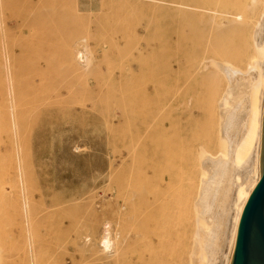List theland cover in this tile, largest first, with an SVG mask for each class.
<instances>
[{
    "label": "rangeland",
    "instance_id": "obj_1",
    "mask_svg": "<svg viewBox=\"0 0 264 264\" xmlns=\"http://www.w3.org/2000/svg\"><path fill=\"white\" fill-rule=\"evenodd\" d=\"M169 1L0 0V264H191L193 250L200 245L197 234L216 231L218 220H211L208 227L209 221H201L198 214L199 183L202 185L209 178L203 162L210 157L204 156L205 159L199 161H203L201 166L195 164L191 199L182 205L184 151L181 139L185 128L193 125L194 118L181 123V117L172 116L173 104L180 103L183 107L189 94V98H198L199 85L204 82H198L197 75L182 77L169 72V65L177 64L170 61L167 47L162 59L159 47L156 56V66L162 63V68L167 69L155 70L151 65L155 66L157 40L153 36L143 40L152 30L155 32L154 26H180L184 18H188L189 25L195 28L210 18L176 13L167 4ZM229 3L235 7L239 1L230 0ZM139 8L147 9V14L153 13L150 14L152 18L155 13L154 22L150 16L148 18L150 27L145 19L147 14L145 11V15L140 14ZM260 8L261 4H257L252 11L254 14L247 11L253 16L247 28H251ZM137 13L138 19L142 18L136 17L138 23L134 16ZM142 20H147V24H142ZM207 24L214 26L211 22ZM248 32L243 45L249 42ZM125 33L130 35L128 46L134 47L130 48V74L134 76L135 72L138 78L139 58L143 61L140 63V68L144 67L142 71L147 67L155 70L150 74L144 71L147 77L142 75L146 79L143 83L138 79L140 84H135L136 76L135 80L132 75H129L130 81L123 79V62L117 52L123 49ZM237 33V29H232L229 40L234 43V52L238 53L241 45ZM104 34L120 45L119 51L114 42L107 46L112 41L108 44L109 37L105 39ZM79 50L87 61L92 58L90 63L84 58H76L77 63H73L72 52L76 55ZM105 53L112 56L114 62L104 59ZM119 61L122 65L117 64ZM83 68L86 71L80 73ZM71 72L73 75L69 74ZM217 72L229 77L222 68ZM245 72L247 74V71H239L244 75ZM152 74L156 78V90ZM147 79H152V84ZM121 82L127 83L126 90H131L129 83L135 86L131 90L135 93L129 97L131 104L123 109L119 110L120 104L114 102L118 110L113 106L114 113L108 119L100 109L102 100L106 91L121 89ZM217 83L218 94L225 98L230 91L227 79H219ZM187 89L191 91L189 94ZM69 91L74 96L69 95ZM221 92H225L224 97ZM76 94L79 98H75ZM220 96L219 102L222 101ZM243 96H232L224 108L235 106ZM68 98L73 103L79 99V103L71 102L70 105ZM63 102L68 104L64 106ZM242 103L240 113L244 112ZM191 105L190 102L188 106ZM168 117L171 118L168 120ZM212 119L208 123L210 136L214 135L216 144L212 157L225 160L223 143L215 137L216 125ZM153 155L157 157L153 163L155 167L149 166ZM230 192L226 199V195H222L218 209L222 217L233 222L235 204L233 208ZM102 233L107 234L105 238H110L113 245L110 252L101 246ZM202 246L206 252V243ZM198 247L197 252L200 251ZM206 261L207 257L199 264Z\"/></svg>",
    "mask_w": 264,
    "mask_h": 264
},
{
    "label": "bare ground",
    "instance_id": "obj_2",
    "mask_svg": "<svg viewBox=\"0 0 264 264\" xmlns=\"http://www.w3.org/2000/svg\"><path fill=\"white\" fill-rule=\"evenodd\" d=\"M238 1H239L238 5L234 7V6H232V3H229L230 0H226V2L224 0H171L167 4H169L170 7L173 10H175L176 13L177 12L181 13L184 16L190 15V14H197V16L201 17V18H204L207 16L210 18V20H208V22H211V24L214 23V26L207 24L208 22H205L204 25L193 28L192 26L189 25V23H190L189 19L184 18V22L182 25L169 27V28H164V27L155 28V26H154L155 23H154V25H153L154 27H152V29L153 28L156 29L154 32L156 36L153 33L154 30H152V32L149 31V30H151V28L148 29V31L151 32V33H148L150 35L144 36L145 32H144V34H142L144 36V37L142 36L143 40L146 39L145 37H147L148 38L147 40H149V38H152V36L154 37V39L157 40V43H156L155 48H154L155 66L151 65V67H153V68L155 67V70H157L158 68L162 69L160 71H164L167 69V68H164V69L162 68V63H161V65H159V67L156 66V56H157L158 47H159V51H160V57H161L160 59H162V55L165 52V50H167L166 49V47H167L169 50L170 57H169V55H168V57H169L170 61L171 62L174 61L177 64V66H175V65L173 66L172 64H170L169 67H170L171 71H169V72L176 73L177 75H180L182 77L183 76L192 77V75H197L198 82H202V81L204 82V85H201V86L199 85V92H198L199 97L198 98H194V99L189 98V97H191L189 94L191 92L190 91L191 88H190L189 91L187 89V92L189 95L188 96L185 95V96H187V99L189 98L188 99L189 101L187 99L186 100L184 99L185 105L183 107L180 105V103L173 104L172 116L173 117L174 116L181 117L180 119L178 118L181 123L182 122L187 123L188 118H194L193 125L189 126V129L185 128V133L183 134L182 139H181L182 149L184 151V157H183L184 178H183V183H182V187H183V201H182L183 204L182 205H184L189 199H191V195H190L191 194V188L193 186L194 179H195V172H194L195 164L196 165L199 164L201 166L202 165L201 163L203 161L201 163H199V161L201 159H205L204 156L210 157V158L204 160V162H203V164L206 166V167L203 166V168L206 169L207 174L209 173V178H207V180H206V182H204V184L202 183V185H200V183H199L200 190H198V191L201 192V196L199 198L200 200H198V201L200 202V204H199V206L197 204L196 205L199 208L198 214L200 213V216H201L200 219L202 218L201 221L202 220L203 221H205V220L209 221L208 227L211 225V220H214V219L218 220L221 224H222V222H224V223L222 224V226H220V223L218 225H217V223H215L217 229L214 232L209 233V232H205V231L204 232L200 231L201 233L199 235L197 234V238L199 239V242H200V245H198L199 247L198 246L197 247L201 252L200 251L197 252V247H196V250L193 248L194 250H193V254L191 256V259H192L191 264H199V261L201 263V260L205 259V257L208 258V262L206 261L203 264H226L228 251H229V248H230V245H231L234 233H235L239 214L241 212V209L243 207V204L246 200V197H247L249 191L254 186V184L258 181L257 148H258V141H259L261 100H262V94H263V89H264V0H238ZM158 2H160V1H158ZM99 3H100V1H99ZM133 3L134 2H131V4H133ZM161 3H163V2H161ZM127 4H129V2H127ZM257 4H261L259 15L256 18V20L254 22H252L251 28H249V27L247 28L246 26L249 25V22L252 19L251 17H253L252 15L250 16L248 14V12L251 11V14H254V12L252 13V11H253L255 5H257ZM100 5H102V2ZM153 5L154 4H152V6ZM130 6H133V5H130ZM142 6H143V4H142ZM100 7H102V6H100ZM140 8L138 10V11H141L140 14L145 15V14H143V12L145 11L144 13H146L147 9L142 11V9H145V8L143 7L141 10H140ZM108 10H106V11H108ZM197 11H199V12H197ZM125 12H127V10ZM103 13H104V11H103ZM108 14H109V12H108ZM131 14L133 15L132 10H131ZM150 14H153V13L150 12ZM150 14H147L148 17L146 16L145 19H148V18L150 19V17H151L152 22H154V20L156 19V17L154 16L155 13L153 15V17L155 19L152 18V15H150ZM88 15H90V14L88 13ZM109 15H111V13ZM138 15H139V13L134 15L135 19H136V17H137V19L139 18ZM107 16L108 15L106 12V17ZM110 17H113V16L111 15ZM129 17H131V16H129ZM78 18L79 17H77V19ZM137 19H136V21H137ZM141 19L142 18L140 17V19H138V20H141ZM149 19H148V21H149ZM79 20H81V19H79ZM107 20H110V18ZM133 20H134V18H133ZM84 21H85V19H84ZM86 21H88V20H86ZM90 21H91V19H90ZM136 21H135V24H136ZM148 21L147 20L143 21L142 24H147L146 22H148ZM150 21L148 22V24L150 23ZM131 22H134V21H131ZM152 22H151V24H153ZM137 23H138V21H137ZM82 24L84 25V23H82ZM86 24H88V23H86ZM91 24L92 23H90V25ZM139 24H141V23L139 22ZM138 25H136V26H138ZM79 26H81V25H79ZM86 26L88 27V25H86ZM86 26L84 25V27H86ZM130 26H132L131 23H130ZM141 27H144V26H141ZM148 27H150V24ZM232 29L238 30V33H237L238 34V40H239L238 44L241 45V48H240V50H238L239 51L238 53L234 52V43H232V41L229 40L230 32ZM102 31H104V30H102ZM126 31L130 32V30H126ZM80 32H82V31H80ZM136 32L134 33V35H137ZM247 32L249 33V35H248L249 42H247L245 45H243L244 35ZM250 32H251V34H250ZM96 33H98V32H96ZM146 34H147V31H146ZM106 35L104 36V38L106 37ZM149 36H151V37H149ZM108 37L109 36H107L105 39H107ZM129 37H130V35L128 33L124 34L123 49L121 48L122 51L119 52V53H121L120 55L117 52L118 57L121 58L120 60H121V62H123V65L121 64L120 61L117 64L123 66L122 68L124 69V76H123L124 80H126V79L129 80V75H132V74H130V73H132V69L130 70V68H128V66L131 65L129 63L130 58H131V54H130L131 46H128L129 44H127V43H129V41L127 40ZM136 37H138V35L135 36V38ZM110 38L111 37L108 38L109 39L108 42L106 41L108 44H109V41H112V39L110 40ZM133 38H134V36H133ZM139 38H141V37H139ZM125 40H127L128 42ZM129 40H130V38H129ZM153 40H152V43H153ZM156 40H154V41H156ZM164 40L168 41V43H166ZM113 42L114 41L110 42L111 44H109L107 46L108 47L112 46L115 43V42L114 43ZM130 43H131V41H130ZM142 43L144 44V42H142ZM116 44H117V46H115ZM136 44H137L136 47H138V41L136 42ZM98 45H99V43H98ZM103 46H105V45H103ZM114 47H116V49L117 48L119 49L120 45H118V43H115ZM141 47H142V45H141ZM84 48L85 47H83V49ZM133 48L134 47H132L131 49H133ZM89 49L90 48H87V50H88L87 52L91 53V51ZM111 49H113V48H111ZM135 49H137V48H135ZM109 50H110V48H109ZM105 52L107 53V51H105ZM90 56H89V58H90ZM232 57H233V59H232ZM76 58L77 59L78 58L79 59L84 58V60L86 59L85 62H89V63L92 60V58H91V60L88 58L90 61H87V58L83 54L82 50L77 51L76 55L72 52L73 63H77L75 60ZM103 58L108 60V62L109 61L114 62L113 57L110 55H107V54L103 55ZM234 58L237 59V60H235L236 62L234 61ZM135 60H137V59H135ZM139 60L142 61V58L141 59L139 58ZM139 60H137V63ZM102 61H104V60H102ZM141 61H139V63H138L140 67H141V64H140ZM91 65H93V64H91ZM114 65H115V63H114ZM143 66H145V65H142V67ZM77 67H78V65H77ZM112 67H113V65H112ZM137 67H138V65H137ZM140 67L137 68V69H139L137 72L139 73V76L141 79L139 78V76L137 78V73H135V72H133L134 76L132 75V79H134L135 76L137 78L136 80L134 79L135 84L138 83L137 82L138 79L141 80L143 83V80L146 79V77H147V74L146 73L144 74V71L146 72L148 70V67H147V70L145 69L144 71H142L144 69V67H143V69H141ZM122 68L118 67L119 70H121ZM220 68L224 69L226 74L229 77H227V78H226V76L223 77V75L220 74L221 73L220 71H219L220 73L217 72L218 69H220ZM85 69L87 70V67ZM85 69L84 68L81 69L80 73H84L86 71ZM150 69H152V68H150ZM67 70L69 71V69H67ZM83 70H84V72H83ZM149 70H148L149 74L151 73V71H153L152 73H154V71H155L153 69L150 71ZM160 71H156V72L160 73ZM239 71L240 72L247 71V74H246V72H245V75L242 73L240 74ZM72 72L69 74L71 75ZM77 72L79 73V70ZM140 72H143V74ZM162 74H164V73L162 72ZM142 75H144V76L146 75V77L142 78ZM152 75H150V77ZM155 75H156V73H155ZM66 76L69 77V75H66ZM68 77H67V79H70ZM152 77L155 78L154 75ZM130 78H131V76H130ZM148 78H149V76H148ZM218 78L219 79H227L226 85L227 86L230 85V88H229L230 91H229V93L227 91L228 95L226 96V94H225V98H221V96L218 94V91H219L218 90V83H217V81L219 80ZM132 79H131V81L133 83L134 81ZM152 79H147L146 81L151 82ZM153 80H154V82H153L154 90H156L158 88L157 83H156V78ZM146 81H144V82H146ZM176 83H178V82H176ZM126 84L121 82L120 86H119L121 89H119L118 91H113L111 88H110L111 91H109V92L106 91V95L104 96V98L102 100L100 109H102L103 113L106 114L108 119H109V117H112V113H114L113 106L115 107V110H118V109L120 110V109H123V107L125 105L131 104V102H129V97L131 94L133 95L135 93V92L133 93L131 91V90H133V87H135V86L130 85V83H129L128 87L132 86V87H130L131 90H128L129 89L128 87H127L128 89L126 90V87H125ZM138 84H140V83H138ZM151 84H152V82H151ZM105 86H106V84H105ZM58 88H59V86H58ZM69 89H70V87H69ZM137 89H138V86H137ZM97 91H100L98 93H101V89L97 90ZM224 91H225V89H224ZM91 93H93V92L91 91ZM179 93L180 92L177 93V95H176L177 97H178ZM224 93L225 92H223V93L221 92L222 97H224ZM71 94L69 91V95H71ZM69 95H67V96H69ZM77 95L78 94H76L75 98L78 97ZM218 95L222 99V101L220 100V102L218 100L219 99ZM239 95H242V96L244 95V96L241 98V100L238 102V104H236L233 107L227 106L226 108H224V106H226V104L228 105L232 96L236 97ZM92 96H93V94H92ZM62 98L65 99L64 96H62ZM69 98H68V100H69ZM72 98L73 97H71L70 99H72ZM98 98H99V96H98ZM84 99H83V101H84ZM94 99H95V97H94ZM65 100L67 101V98ZM77 100H78L77 102L79 103V99H77ZM73 101H75V100H73ZM93 101H91V103ZM68 102L70 103V105L77 103V102L73 103L72 100H71L72 104H71L70 100ZM114 102H118L120 104V105L118 104L119 105L118 109H116V106H115L116 104H114ZM190 102L192 103L191 107L188 106V104ZM242 102L244 103L245 107L243 106L244 112L240 113L239 112V108H240L239 106L241 105ZM94 103H96V102L94 101ZM98 103H99V101H98ZM63 104L65 106V104L67 105L68 103L63 102L62 105ZM86 105H87V103H86ZM74 107H73V109H74ZM86 108H88V107H86ZM80 109H81V107H80ZM84 110H86V109H84ZM240 110L242 111V109H240ZM72 111H74V110H72ZM86 111H88V110H86ZM71 117H73V116H71ZM212 117H214V118L212 119ZM169 118H171V117H168V120H169ZM81 119H82V117H81ZM211 119L213 120L212 122H214V124L216 125L215 137H217V141L219 140L223 143V146H222L223 151L225 153V156L227 157L225 160H222L224 158H222L221 160H219L217 158V160H215L216 158L212 157V155L214 154L213 152H214V148H215L216 144L213 142L214 141V135H213V138L210 136V131H209L210 128H208V123H209V121H211ZM175 120H177V119H175ZM103 123H104V121H103ZM101 124L99 123V125H101ZM104 125H105V123H104ZM177 126H178V124H177ZM217 144H219V143H217ZM219 147H221V146H219ZM205 154H208V155H205ZM209 154L211 156H209ZM153 158L154 159H152V164H149V166L153 165V163L155 162V158H157V157L154 156ZM153 167H155V164L153 165ZM199 168L200 167H198V169ZM150 170L151 169H149V171ZM195 170H196V168H195ZM151 171H153V170H151ZM199 186H197V187H199ZM229 190H231V192H230L231 198L229 200H230V202H232L233 208H234V204H235V209L233 210V213H235L234 218H233V222L230 221V219H226L225 217H222L220 214V211L218 209V203L221 202V199L223 197L222 195H226ZM144 194L146 195V193H144ZM145 195L143 196V198L145 197L144 199H146ZM196 197H197V191H196ZM226 197H227V195L225 196V199H226ZM144 202H146V200ZM153 202H154V200H153ZM230 217H231V215H230ZM204 223H206V222H204ZM230 226H231V229H230ZM103 231H104V229L102 230V232ZM228 232H229V235L227 236L226 234ZM106 235L107 234H103V236H100L99 238H102V237L104 238V240L102 241V244H101L103 250L106 252H110L113 245L110 241V238H105ZM92 236H93V234H92ZM87 239H88V237H87ZM88 242H89V240H88ZM204 242L206 243V246H207L206 252L204 251L203 246H202V243H204ZM200 258H201V260H200Z\"/></svg>",
    "mask_w": 264,
    "mask_h": 264
},
{
    "label": "water",
    "instance_id": "obj_3",
    "mask_svg": "<svg viewBox=\"0 0 264 264\" xmlns=\"http://www.w3.org/2000/svg\"><path fill=\"white\" fill-rule=\"evenodd\" d=\"M258 181L238 217L226 264H264V89L257 148Z\"/></svg>",
    "mask_w": 264,
    "mask_h": 264
}]
</instances>
